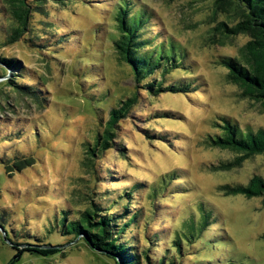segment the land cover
<instances>
[{
	"label": "rangeland",
	"instance_id": "374dc122",
	"mask_svg": "<svg viewBox=\"0 0 264 264\" xmlns=\"http://www.w3.org/2000/svg\"><path fill=\"white\" fill-rule=\"evenodd\" d=\"M118 1H49L44 13L34 15L32 30L14 43L5 42L2 31L10 22L0 14V58L17 63L11 70L0 62V136L24 132L11 141L0 137L2 222L14 241L40 237L66 243L64 253L26 252L15 264H115L84 241L57 234L63 210L71 208L76 217L87 206V194L106 190L114 196L134 184L142 188L135 205L144 217L130 234H137L140 249L148 246L146 233L154 228L166 227L172 240L182 228L194 229L205 208L214 222L195 242L184 238L177 264H264L263 197L219 188L264 176V153L223 167L239 154L208 141L221 133L225 118L253 130L264 127L262 105L244 97L220 64L223 56L239 57L250 37L210 38L218 22L232 26L238 19L227 5L215 12L216 0H135L136 8L153 16L151 35L172 39L184 55L178 68L139 83L114 45ZM14 73L38 99L9 85ZM153 79L164 87L173 82L192 87L154 95L145 85ZM134 97L112 129L115 145L87 165V146L102 136L111 110ZM16 155L30 162L18 168L17 161H4ZM108 174L119 182L105 178ZM26 233L31 236L23 237ZM15 252L0 228V264H8Z\"/></svg>",
	"mask_w": 264,
	"mask_h": 264
},
{
	"label": "trees",
	"instance_id": "16d2710c",
	"mask_svg": "<svg viewBox=\"0 0 264 264\" xmlns=\"http://www.w3.org/2000/svg\"><path fill=\"white\" fill-rule=\"evenodd\" d=\"M49 1L64 4L72 0H0V14L8 17L10 27L2 31L6 43H14L23 38L32 30V20L37 12L44 13V7ZM228 3V4H226ZM234 12L238 16L237 22L232 26L224 22H218L213 28L210 38L218 33L224 39L233 38L243 34L250 39L241 47L239 57L223 56L220 64L228 70L227 80L238 85L242 89V95L254 100L264 108V0H216L214 3L215 12L224 9ZM153 16L146 8H136L135 0H119L115 21L119 36L114 40V45L120 58L129 64L133 75L139 83L146 80L155 72L161 75L171 69L178 68L183 59V54L172 39L159 41L157 35L149 32L152 26ZM42 40V38H40ZM4 67L14 70L17 66L13 58H0ZM17 74H12L8 79L10 86L16 87L24 94L36 95L27 85L18 83ZM154 95L162 91L189 92L191 83L173 82L169 86H163L162 82L155 79L145 84ZM38 99L37 96H35ZM134 98L124 100L111 110V120L107 122L106 129L102 136H98L93 146H87V165L94 164V158L98 153L113 147L112 129L121 117L125 116ZM23 131H11L0 136L6 141L12 137H22ZM36 136L38 134L36 132ZM211 145L229 149L238 153L236 161L224 164L223 167H235L245 159L264 153V127L253 130L249 127H242L238 122L225 118L221 125V133L209 137ZM18 155L13 158H6L4 161H17L18 168H22L30 160H18ZM17 159V160H16ZM28 161V162H27ZM27 165V164H26ZM227 165V166H226ZM112 183H118L117 176L108 174ZM113 185V184H112ZM226 194L241 193L247 197L262 196L264 201V176L255 174L247 184H228L219 187ZM142 189L139 184L121 188L118 193L109 191L95 192L99 195L91 197L87 194L85 200L87 206L77 211L73 217L72 209L63 210V229L58 231L59 236L69 237L70 242L84 241L91 249L107 255L114 259L115 264H177L183 252V240L186 238L190 243L201 238L210 225L214 222V216L210 210L204 208L203 219L194 229L182 228L176 232L172 240L167 228H154V233H146L148 246L140 249L137 234L131 235L143 219L142 209L136 203V193ZM100 196V197H99ZM159 207L156 205V211ZM3 215L0 213V228L6 233L11 247L16 250L8 264H15L27 252L42 256H50L59 252L64 253L63 245L66 243L53 244L44 242L40 237L34 241H14L9 237L5 227ZM148 223L149 219H144ZM26 233L23 237H30ZM264 237V235H263ZM165 241V243H164ZM163 248H162V246Z\"/></svg>",
	"mask_w": 264,
	"mask_h": 264
}]
</instances>
